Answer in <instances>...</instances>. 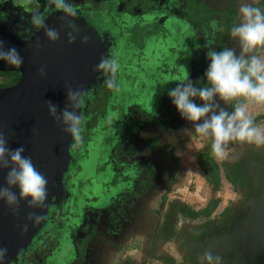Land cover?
<instances>
[{"label": "flooded vegetation", "instance_id": "obj_1", "mask_svg": "<svg viewBox=\"0 0 264 264\" xmlns=\"http://www.w3.org/2000/svg\"><path fill=\"white\" fill-rule=\"evenodd\" d=\"M236 20L230 4L213 7L199 0H0V89L28 80L21 92L29 102L22 111L17 107L21 122L34 125L36 133L58 129L66 146L59 189L8 264H85L95 217L105 215L117 229L148 187L151 170L138 165L137 127H172L194 98L213 95L210 86L230 98L225 113L237 110L233 89L250 79L251 56L230 52L226 36ZM179 61L183 68L176 69ZM143 74L165 84L157 99L136 95ZM15 95L0 99L7 105ZM251 155L262 171L264 163ZM233 165L245 172L242 160ZM115 183L124 188L107 208L103 191ZM248 183L243 174V189ZM232 215L228 236L237 218ZM235 248L243 247L239 242ZM247 255L243 264H264V252Z\"/></svg>", "mask_w": 264, "mask_h": 264}, {"label": "crops", "instance_id": "obj_2", "mask_svg": "<svg viewBox=\"0 0 264 264\" xmlns=\"http://www.w3.org/2000/svg\"><path fill=\"white\" fill-rule=\"evenodd\" d=\"M199 1L213 7L230 4L234 8L236 26L226 36L231 53L248 57L264 44L263 1ZM170 52L175 54L173 49ZM188 54L180 59L185 61ZM183 61L176 64V69L183 68ZM139 88L137 96L144 92L156 97L163 94L165 84L159 79H143ZM209 90L213 95L208 99L194 98L172 127L161 130L137 127L134 144L138 165L151 170L148 187L134 200L127 210L128 219L117 229L105 215L95 217V233L86 249L85 264H243L245 248L226 249L234 245L227 241L226 229L242 191L224 186L219 175L220 163L213 155L219 151L223 167L242 160L248 182L254 179L258 166L248 155L250 151L245 153L248 148L245 141L221 147L213 141L230 98L225 100L211 86ZM170 93L169 87L167 94ZM122 186L117 183L110 188L106 186L105 207L122 193ZM82 194L87 197V193ZM88 196L86 200H90ZM78 202L83 203L82 199Z\"/></svg>", "mask_w": 264, "mask_h": 264}, {"label": "water", "instance_id": "obj_3", "mask_svg": "<svg viewBox=\"0 0 264 264\" xmlns=\"http://www.w3.org/2000/svg\"><path fill=\"white\" fill-rule=\"evenodd\" d=\"M27 82L0 89V95L16 93L7 105L0 99V264L13 261L29 242L45 201L59 189L66 164V146L58 129L36 133L34 125L20 120L24 109L20 106L29 102L21 92Z\"/></svg>", "mask_w": 264, "mask_h": 264}, {"label": "rangeland", "instance_id": "obj_4", "mask_svg": "<svg viewBox=\"0 0 264 264\" xmlns=\"http://www.w3.org/2000/svg\"><path fill=\"white\" fill-rule=\"evenodd\" d=\"M261 1L264 3V0ZM261 12L264 15V6ZM129 36L134 39L135 33L132 31ZM257 49L259 50L250 57L251 68L248 77L250 79L246 84L233 89L235 98L238 99V108L224 114L222 121L217 125V132L213 133L215 139L213 141H217V145L221 147L245 139L248 147L245 153L250 151V154L257 155V159L264 163V44L257 46ZM145 77L143 74L141 79ZM213 156L220 163L219 175L223 177L224 186L227 189L235 188L237 192L239 189L244 192V197L239 195L240 203L235 207L234 216L237 218L231 223L233 234L230 233L228 236H233L231 243L234 245H231V248L240 242L249 254L245 258L251 257L252 254L259 256L264 252V168L260 169L262 171H256L254 179L248 183L249 186L245 190L240 184L243 172L239 166L236 167L233 163L223 167V160H219L221 157L219 151Z\"/></svg>", "mask_w": 264, "mask_h": 264}, {"label": "trees", "instance_id": "obj_5", "mask_svg": "<svg viewBox=\"0 0 264 264\" xmlns=\"http://www.w3.org/2000/svg\"><path fill=\"white\" fill-rule=\"evenodd\" d=\"M213 163V162H212ZM216 165V163L212 164V166L214 167Z\"/></svg>", "mask_w": 264, "mask_h": 264}]
</instances>
